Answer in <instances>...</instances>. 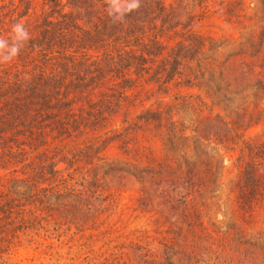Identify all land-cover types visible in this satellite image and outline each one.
<instances>
[{
  "label": "trees",
  "instance_id": "obj_1",
  "mask_svg": "<svg viewBox=\"0 0 264 264\" xmlns=\"http://www.w3.org/2000/svg\"><path fill=\"white\" fill-rule=\"evenodd\" d=\"M34 3L0 0V36L7 38L17 20L31 34L20 55L0 65V170L8 172L0 180V264H8L9 252L25 244L41 251L51 240L61 247H92L78 242L116 216L130 178L140 186L135 212L152 214L156 237L146 233L115 248L120 255L112 264H264V231L219 232L202 220L201 202L216 179L210 156L137 165L105 158L115 142L126 154L139 155L130 143L141 123L159 128L167 123L169 142L180 148L215 139L226 151L253 121L260 123L264 0L250 11L243 0L216 4L232 21L254 26L237 45L196 32V10L209 12L203 0H177L171 7L163 0H141L122 24L107 16L106 0H47L40 13ZM151 86L163 93L203 87L229 113L240 109L225 100L234 92L259 104L254 113L242 107L248 119L240 123L207 118L193 137L162 108L125 119L123 129L108 136L106 128L139 107ZM242 144L237 204L245 213L261 204L264 211V142ZM195 154L204 155L202 149ZM90 251L84 260L91 257V263Z\"/></svg>",
  "mask_w": 264,
  "mask_h": 264
},
{
  "label": "rangeland",
  "instance_id": "obj_2",
  "mask_svg": "<svg viewBox=\"0 0 264 264\" xmlns=\"http://www.w3.org/2000/svg\"><path fill=\"white\" fill-rule=\"evenodd\" d=\"M176 1L163 0V3L166 7H171ZM220 1L203 0L204 5L207 4L209 12L205 15L203 14L204 10H196L195 15H197V18L193 21L195 30L205 38H213L225 45H237L246 33L255 28L248 22H245V24L234 22L228 16L223 15L216 5ZM243 1L245 7L250 11L259 0ZM46 2L47 0H35L34 4L38 13L45 7ZM148 89L152 92L147 95V98L142 97L143 102L139 107L132 109L126 116L127 118L120 117L115 121L113 120L106 128L105 132L108 133V136L121 131L125 119L131 122L147 110L157 111V109L162 108L169 113V118L174 117V120L178 122L187 136L193 137V132L203 128L201 121L205 123L204 121L207 118L215 119L219 115L222 119L240 123L243 121L242 119H248V116L245 117V114L241 112L242 107L248 105L249 111L254 113V108L259 104L256 102L257 100L255 101L251 97L244 98V95L234 92L231 95H225V100L232 101L234 107L240 109L229 113V109L224 112L221 108L223 105L219 106L218 102L212 101L203 87H171L166 93L156 91L153 86ZM230 105L228 104L227 107L229 108ZM261 107L263 113L261 114L260 123L255 125L253 121L252 125L250 124L248 128L242 131L244 132L241 135L242 138L239 137L240 140L234 142L230 150L227 151L215 139L200 140L198 142L189 141L188 149L180 148L178 143L174 142L171 145L169 142L166 134L167 123L160 128L155 124L141 123V128L135 136L136 140L130 143V146H134L139 151V155L126 154L121 143L115 142L105 152V158L110 162H132L137 165L148 163L146 159L162 163L168 158L169 161L182 163L184 158L195 161L210 156L214 162L213 171L216 174V176L214 175L216 179L209 185L207 195L201 202L202 220L207 227L214 231L225 232L228 228L236 227L247 236H254L264 231L263 204L257 206L250 213H245L238 207L236 182L240 174V165L237 164V158L243 149V142H264V103ZM199 149L203 150L204 155L198 154L197 158L195 152ZM218 163L221 165H218ZM217 167L220 169L218 170ZM7 174L8 172L0 170V180L4 179ZM130 179L126 192L120 198L116 216L110 217V222L99 227L98 232L94 230L87 232L86 241L81 240L78 242L80 245L84 242L87 245L91 244L92 247L79 249L78 244L77 247L75 244L68 243L66 246L61 247L57 240H51V247L47 248V251H41L36 245L25 244L24 249H14L9 252L8 264H112L115 255H120V252H115V248L117 249L124 243L133 240H140L146 233L150 237H156L155 228L150 224L152 214L145 215L135 212L140 186L132 178ZM156 210L166 213L162 206H158ZM112 225H114V231H111ZM91 249L94 252L95 259L91 260L90 263L91 257L84 260V255L91 254ZM79 255H81V258ZM125 262L122 260L120 264H127Z\"/></svg>",
  "mask_w": 264,
  "mask_h": 264
},
{
  "label": "clouds",
  "instance_id": "obj_3",
  "mask_svg": "<svg viewBox=\"0 0 264 264\" xmlns=\"http://www.w3.org/2000/svg\"><path fill=\"white\" fill-rule=\"evenodd\" d=\"M141 0H106V14L113 24L125 23L126 17L138 11ZM31 34L23 20H17L11 25L7 38L0 36V65L13 62L28 45Z\"/></svg>",
  "mask_w": 264,
  "mask_h": 264
}]
</instances>
